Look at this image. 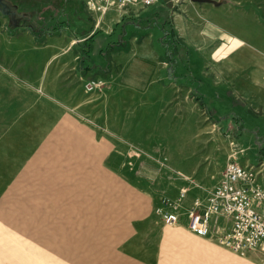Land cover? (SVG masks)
I'll list each match as a JSON object with an SVG mask.
<instances>
[{"label":"rangeland","instance_id":"rangeland-1","mask_svg":"<svg viewBox=\"0 0 264 264\" xmlns=\"http://www.w3.org/2000/svg\"><path fill=\"white\" fill-rule=\"evenodd\" d=\"M189 2L241 9L264 27V0H158L136 16L115 7L89 12L81 0H0V264H261L257 249L238 254L179 221L161 222L149 196L128 180L162 185L141 170L167 166L165 159L138 142L107 140L103 91L123 87L124 34L142 40L151 31L152 45L165 46L156 51L167 70H200L194 49L170 28L173 11ZM143 69L153 72L156 62ZM204 69L215 79L214 61ZM185 77L193 102L204 92L193 105L210 139L198 149L208 155L207 179L231 158L248 161L264 179V116L209 80L200 87Z\"/></svg>","mask_w":264,"mask_h":264},{"label":"crops","instance_id":"crops-1","mask_svg":"<svg viewBox=\"0 0 264 264\" xmlns=\"http://www.w3.org/2000/svg\"><path fill=\"white\" fill-rule=\"evenodd\" d=\"M141 7L142 4L135 1L123 9V16H136ZM116 15L114 21H117ZM171 16L170 28H175L185 46L194 49L199 57L200 70L196 72L187 68L183 74L167 70L168 59L156 51H163L165 46L161 43L160 48L152 45L154 36L151 31L148 35H141L142 40L137 39L135 33L124 34L123 43L127 49L123 51V87H105L102 116L103 125L110 133L107 140L138 142L140 148L151 152L148 155L165 159L167 166H145L148 170H141L142 175L148 177L152 174L153 179L162 185L152 189L141 179H126L134 190L149 196L156 210L180 214V225L187 228L188 207L195 199L206 201L208 190L219 180L220 174L211 181L206 177L210 167L206 163L208 155L198 149L199 143L210 139L200 129L201 116L193 105L198 100L203 101L204 92L198 90L200 97L193 102L190 98L193 88L185 76L197 78L200 87L204 86L209 80L204 68L208 61H214L215 79L209 80L210 86L223 87L233 100L248 103L251 112L264 116V48H261L264 47V27L241 9L200 7L195 2L182 4ZM105 26L109 27L110 23ZM159 29L165 31L163 25ZM161 36H158V42ZM209 45L211 59L208 52L201 53ZM145 61L156 62V69L151 73L142 70ZM113 99L119 104L115 109L111 106ZM156 142L162 146L155 148ZM124 148L127 147L123 144ZM256 180L264 186L261 176ZM180 188L185 189L183 197L178 196ZM164 198L168 204L161 202ZM143 217H136L135 221H146ZM159 220L163 222L161 218Z\"/></svg>","mask_w":264,"mask_h":264},{"label":"built area","instance_id":"built-area-1","mask_svg":"<svg viewBox=\"0 0 264 264\" xmlns=\"http://www.w3.org/2000/svg\"><path fill=\"white\" fill-rule=\"evenodd\" d=\"M89 12L104 14L112 7L125 8L139 1L148 6L158 0H82ZM252 164L228 159L219 180L208 190L206 201L195 199L186 211V226L197 236L211 237L222 246L244 254L257 249L264 264V186ZM180 188L178 196L183 197ZM163 204H168L163 199ZM164 223H175L180 214L159 210Z\"/></svg>","mask_w":264,"mask_h":264},{"label":"trees","instance_id":"trees-1","mask_svg":"<svg viewBox=\"0 0 264 264\" xmlns=\"http://www.w3.org/2000/svg\"><path fill=\"white\" fill-rule=\"evenodd\" d=\"M81 2H82V4H84L83 3V1L81 0ZM47 10H49V11H45L44 13L46 14V19H53L54 18V14H53V9L51 10V9H47ZM38 30L39 29H36L35 27H33L32 28V31L34 32V34H36V33H38Z\"/></svg>","mask_w":264,"mask_h":264}]
</instances>
